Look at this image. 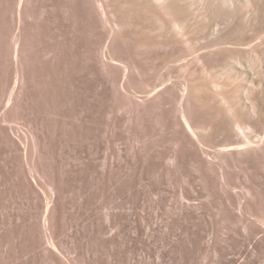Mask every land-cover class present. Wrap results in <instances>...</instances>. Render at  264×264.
<instances>
[{
    "label": "rangeland",
    "instance_id": "obj_1",
    "mask_svg": "<svg viewBox=\"0 0 264 264\" xmlns=\"http://www.w3.org/2000/svg\"><path fill=\"white\" fill-rule=\"evenodd\" d=\"M251 1L187 37L143 7L150 40L114 0H0V264H264Z\"/></svg>",
    "mask_w": 264,
    "mask_h": 264
},
{
    "label": "bare ground",
    "instance_id": "obj_2",
    "mask_svg": "<svg viewBox=\"0 0 264 264\" xmlns=\"http://www.w3.org/2000/svg\"><path fill=\"white\" fill-rule=\"evenodd\" d=\"M114 1H116L115 3H117L118 4V6H117V8L118 9H120L121 11H122V13H121V11H119V13H117V14H119V15H117V16H119V19H120V16H122L121 17V19H120V21L119 20H116V22H117V25L118 26H121V28L122 27H124L125 28V26H128L129 25V27L131 26L133 29L134 28H139L138 29V31H139V35H140V33H141V35L143 34L144 36L145 35H147V38H148V36H154V34H153V32H154V29H152L151 28V26L148 28V27H144L143 26V24H140L141 23V19L139 20V19H136V18H142L143 16L145 17V15H146V17L148 16V14L147 13H145L144 11H141L142 9H143V7L144 8H146V9H148V11L147 12H155V14H153V15H155L154 17H156L157 16V18H158V20L161 22V23H164V21L166 20L167 21V18H168V20L170 19V22L169 23H171L170 24V27H173V30L176 32V34H179V36L181 35V37L182 36H192V35H194L196 32H198L199 31V29H201V31L203 30L202 28L204 27V26H206V25H204L203 23H211V24H213V23H215L214 21L216 20V18L218 19V17H221V16H224L225 18H226V21H229V19H230V16H229V5H230V0H204L205 2H204V4H203V9L202 10H204L205 11V13L202 11V15L200 16V15H196V17L193 19V22L191 23L188 19H187V16H188V12L186 11V6L184 7L183 5V3H181V1H179V0H114ZM234 2V1H233ZM250 2H252L251 0H249V3ZM116 4V5H117ZM236 5V4H235ZM234 5V6H235ZM257 6V5H256ZM197 7V6H196ZM201 7V8H202ZM142 8V9H141ZM149 8H152V9H150L151 11H149ZM199 8V7H198ZM198 8H197V10H198ZM196 9V8H195ZM200 10V9H199ZM194 11V10H193ZM192 11V12H193ZM196 11V10H195ZM236 12V11H235ZM204 13V14H203ZM160 14V16L158 17V15ZM192 14V13H191ZM199 14V13H198ZM153 15H149L148 17H151V16H153ZM162 15H164L165 17H167L164 21H163V19L162 18H165V17H162V18H160ZM143 17V18H144ZM145 17V18H146ZM153 17V18H154ZM116 18V17H115ZM142 18V19H143ZM156 18V19H157ZM191 18V17H190ZM223 18V17H222ZM118 19V18H117ZM135 19L137 20L136 22H138V23H135ZM147 19V18H146ZM139 20V21H138ZM144 20V19H143ZM148 20V19H147ZM152 20V19H151ZM150 20V21H151ZM221 20V19H220ZM146 21V20H145ZM165 21V22H166ZM223 21V20H222ZM225 21V22H226ZM140 22V23H139ZM143 22V21H142ZM148 23H149V21H147ZM152 22H154V21H152ZM147 23V24H148ZM228 23V22H227ZM227 23H225V30L227 31L228 30V24ZM235 24V23H234ZM165 25V24H164ZM204 25V26H203ZM149 26V25H148ZM130 27V28H131ZM166 27H168V23H166ZM211 27H212V25H211ZM222 27V26H221ZM130 28L129 29H127V31L128 30H130ZM155 28V27H154ZM165 28V27H164ZM169 28V27H168ZM208 28H209V26H208ZM117 29V28H116ZM167 29V28H166ZM221 29V28H220ZM156 30V29H155ZM168 30V29H167ZM205 30V29H204ZM234 30V29H233ZM126 31V32H127ZM130 31H132V30H130ZM138 31H136V32H138ZM219 31V30H218ZM156 32H158V31H156ZM162 32V31H161ZM164 32V31H163ZM167 32V31H166ZM169 32V31H168ZM174 32V33H175ZM213 32H214V30H213ZM155 33V32H154ZM170 33V32H169ZM199 33H201L200 31H199ZM221 33V32H220ZM224 33H225V31H224ZM223 33V34H224ZM229 33H232V32H229ZM128 34V33H127ZM131 35H132V33H130ZM137 34V33H136ZM153 34V35H152ZM156 34H158V33H156ZM167 33H165V35H166ZM175 35V34H174ZM227 34L225 33V36H226ZM230 35V34H229ZM232 35V34H231ZM236 35V34H235ZM160 36H161V34H160ZM160 36H159V40H160ZM167 36H168V34H167ZM173 36V35H172ZM219 36V35H218ZM224 35L223 36H221V37H225ZM143 37V36H142ZM155 37H158V36H155ZM162 37V36H161ZM166 37V36H165ZM170 37V36H169ZM180 37V38H181ZM227 38H228V36H226V39H224V38H221L220 39V37L218 38V39H220V40H216V37H215V40L217 41H215V43H213L214 45H212L211 44V46H218L220 49H225V50H227L229 47H228V42H229V39H228V41H227ZM231 38V37H230ZM148 39H150V38H148ZM153 39V38H152ZM182 39V38H181ZM151 40V39H150ZM158 40V39H157ZM163 40H164V38H163ZM185 40V39H184ZM188 40H190L189 38H188ZM231 40V39H230ZM169 41H170V38H169ZM174 42V41H173ZM175 43H177V42H175ZM212 43V42H211ZM171 44H173V43H171ZM171 44H169V45H171ZM229 45H230V43H229ZM208 46V45H207ZM210 46V47H211ZM208 48V47H207ZM212 48V47H211ZM206 49V48H205ZM210 49V48H209ZM258 49V48H257ZM194 50V49H193ZM199 50V49H198ZM224 50V51H225ZM231 50V49H230ZM209 51V50H208ZM214 51V50H213ZM210 52V51H209ZM215 52V51H214ZM223 52V51H222ZM226 52V51H225ZM196 53H198V51H194L193 52V55H195V57H194V59H201V57H203L202 55H200L201 53H199V54H197L196 55ZM203 54V53H202ZM216 54V53H215ZM206 55V54H205ZM208 55V54H207ZM188 59V58H187ZM196 59V60H197ZM203 59V58H202ZM189 88H191L192 87V90L190 89V91H192L191 93L193 94V96H196L200 91H199V89H197V90H193V86L191 85V86H188Z\"/></svg>",
    "mask_w": 264,
    "mask_h": 264
}]
</instances>
